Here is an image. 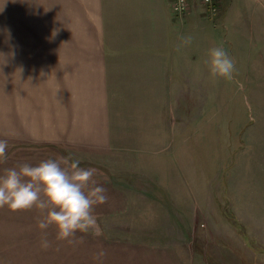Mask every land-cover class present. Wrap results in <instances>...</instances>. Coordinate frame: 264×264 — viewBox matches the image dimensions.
<instances>
[{
  "label": "rangeland",
  "instance_id": "rangeland-1",
  "mask_svg": "<svg viewBox=\"0 0 264 264\" xmlns=\"http://www.w3.org/2000/svg\"><path fill=\"white\" fill-rule=\"evenodd\" d=\"M30 2L0 0V34L42 38L62 32L52 11L39 8L43 1ZM216 2L215 14L195 6L214 32L198 28L192 52L203 66L195 89L117 91L119 102L133 98L135 104L111 106L118 119L112 153H53L107 173L130 196L125 199L123 191L118 209L94 213L97 223L89 232L69 239L57 238L55 224L42 232L37 223L43 211L35 206L0 207V264H121L117 257L125 245L143 240L176 244L183 264H264V0ZM225 7L226 18H220ZM187 37L191 33L183 32V49L194 43H185ZM32 43L52 49L56 40ZM217 45L235 61L231 80L209 72L208 50ZM15 147L8 145L7 158L0 159L1 172L19 167ZM47 158L34 154L27 163ZM44 233L47 248L41 246Z\"/></svg>",
  "mask_w": 264,
  "mask_h": 264
},
{
  "label": "crops",
  "instance_id": "crops-1",
  "mask_svg": "<svg viewBox=\"0 0 264 264\" xmlns=\"http://www.w3.org/2000/svg\"><path fill=\"white\" fill-rule=\"evenodd\" d=\"M41 1L39 8L52 11V21H60L56 28L62 32L43 39L0 34L6 42L0 45V139L17 146L13 154L21 155L14 157L18 164L32 160L34 154L54 157L59 148L112 153L118 119L111 106L135 104L133 98L119 102L117 91L196 88L201 63L192 50H197L198 28L203 34L214 32L207 30L213 23L195 4L181 15L172 11L170 0ZM227 9L220 18H226ZM189 17L195 21H186ZM183 32L191 33L194 41L184 49ZM53 40L52 49L32 43ZM93 181L85 190L101 184L108 197L94 205L97 216L118 209L123 191L125 199L130 196L107 173L95 172ZM135 244L125 245L123 255L119 253L121 264H183L174 243Z\"/></svg>",
  "mask_w": 264,
  "mask_h": 264
},
{
  "label": "clouds",
  "instance_id": "clouds-1",
  "mask_svg": "<svg viewBox=\"0 0 264 264\" xmlns=\"http://www.w3.org/2000/svg\"><path fill=\"white\" fill-rule=\"evenodd\" d=\"M190 41L191 37L185 39V43ZM207 62L210 74L228 80L233 78L235 61L223 45L208 50ZM239 86L242 88L243 83ZM245 102L251 111V104L247 99ZM7 147L8 141L0 139V159L7 158ZM95 172L96 169L83 168L79 160L65 156L49 157L35 165L23 163L7 168L0 174V207L16 211L35 206L43 211L37 223L42 232L55 224L58 239L76 238L78 231L87 233L97 223L94 205L108 198L101 184L85 190L90 181L94 183ZM50 243L44 233L41 246L47 248ZM99 255H103V249Z\"/></svg>",
  "mask_w": 264,
  "mask_h": 264
},
{
  "label": "built area",
  "instance_id": "built-area-1",
  "mask_svg": "<svg viewBox=\"0 0 264 264\" xmlns=\"http://www.w3.org/2000/svg\"><path fill=\"white\" fill-rule=\"evenodd\" d=\"M197 3L207 7L211 14H215L219 9L216 0H170L171 9L176 14H183L189 7Z\"/></svg>",
  "mask_w": 264,
  "mask_h": 264
}]
</instances>
